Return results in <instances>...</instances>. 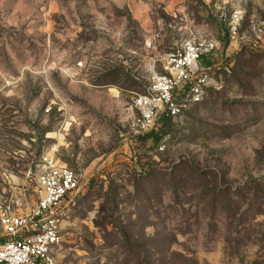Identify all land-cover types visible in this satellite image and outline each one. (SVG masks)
I'll return each mask as SVG.
<instances>
[{"label": "rangeland", "instance_id": "obj_1", "mask_svg": "<svg viewBox=\"0 0 264 264\" xmlns=\"http://www.w3.org/2000/svg\"><path fill=\"white\" fill-rule=\"evenodd\" d=\"M189 37L210 86L142 141L133 99ZM52 151L85 185L57 264H264V0H0V200L32 207Z\"/></svg>", "mask_w": 264, "mask_h": 264}, {"label": "built area", "instance_id": "obj_2", "mask_svg": "<svg viewBox=\"0 0 264 264\" xmlns=\"http://www.w3.org/2000/svg\"><path fill=\"white\" fill-rule=\"evenodd\" d=\"M240 17L229 21L231 41L237 40ZM218 50L215 39L189 37L167 57L166 71L152 77L131 109L138 114L137 131H151L164 118L174 119L203 100L210 86L205 57ZM33 176L38 198L32 207H23L13 196L0 200V264H57L56 254L64 241V223L72 208L85 194L78 174L61 162L54 151L45 153Z\"/></svg>", "mask_w": 264, "mask_h": 264}, {"label": "trees", "instance_id": "obj_3", "mask_svg": "<svg viewBox=\"0 0 264 264\" xmlns=\"http://www.w3.org/2000/svg\"><path fill=\"white\" fill-rule=\"evenodd\" d=\"M108 74L109 75H125V73L121 69H113ZM145 90L146 88L144 89V91ZM172 120L173 119L171 118H164L159 127H157L156 129H152L151 131H148V132L139 133L137 137L142 141L147 142L151 140L154 145H159L168 136L169 128H170V121Z\"/></svg>", "mask_w": 264, "mask_h": 264}]
</instances>
